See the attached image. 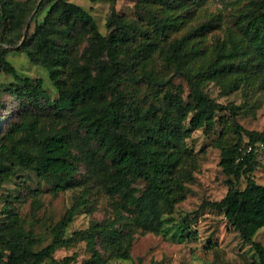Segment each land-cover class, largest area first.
<instances>
[{
    "label": "trees",
    "instance_id": "obj_1",
    "mask_svg": "<svg viewBox=\"0 0 264 264\" xmlns=\"http://www.w3.org/2000/svg\"><path fill=\"white\" fill-rule=\"evenodd\" d=\"M116 1L112 0L106 20L108 31L102 34L91 14L73 2L41 0L33 6L28 1L0 0V27L8 29L1 40L14 46L22 39L17 51L46 69L57 92L52 98L42 80L19 74L6 57L7 49L0 46V70L14 79L8 89L10 104L18 101L19 109V117L11 122L2 123L0 114V189L24 168L50 181L57 193L77 185L84 166L110 196L125 195L139 179L145 192L172 206L184 197L179 174L185 163L184 121L189 115L190 128L209 133L219 120L235 135L227 139L224 129L216 142L228 188L221 199L205 205L223 213L229 228L264 264V246L254 240L264 228V184L253 177L262 165L257 156L264 157V128L244 129L236 121L238 107L215 102L205 89L211 81L223 88L264 87V0L246 3L234 20L239 37L216 44L212 57L203 56L204 50L192 42L193 35L209 29L208 21L169 40L181 15L192 13L191 6L201 0H137L147 14L144 29L119 15ZM153 5L159 10L151 9ZM168 9L179 10L172 14ZM32 12L44 14L23 39ZM10 30L19 31L10 35ZM81 31L86 33L82 58L72 55L73 39ZM136 33L143 35L140 41L135 40ZM176 76L186 81L187 93L173 82ZM225 110L229 114H221ZM68 122L74 123V130ZM75 211L73 205L52 228L51 242L39 250L33 249L38 239L21 229L17 217L6 226L7 232L0 228V264H104L96 237L110 247L109 257L131 258V219L121 217L122 222L93 224L91 231L80 233L88 258L77 263L72 254L56 261L54 252L71 242L65 230Z\"/></svg>",
    "mask_w": 264,
    "mask_h": 264
},
{
    "label": "rangeland",
    "instance_id": "obj_2",
    "mask_svg": "<svg viewBox=\"0 0 264 264\" xmlns=\"http://www.w3.org/2000/svg\"><path fill=\"white\" fill-rule=\"evenodd\" d=\"M16 1H28L35 6L41 0ZM67 1L88 11L97 29L102 34L107 33L106 20L112 0ZM248 1L201 0L199 4L191 6L192 13L181 15L178 20L180 23L175 32L169 35V40L174 37L182 38L191 27L208 21L209 29L193 35L192 42L198 43L204 50L203 56L212 57L216 44L228 42L230 36L235 39L239 37L234 20ZM114 7L119 15L135 26L141 29L147 27V14L137 4V0H117ZM159 7L153 5L151 9L158 11ZM178 10L167 11L175 14ZM43 14L35 15L32 12L26 18L23 31L25 32L28 25L27 32L31 33ZM7 30L0 27V46L7 49L8 61L22 76L32 81L42 80L51 97H56L57 92L46 69L31 63L24 53L17 51L23 40H19L14 46H8L1 40ZM16 31L19 30H10L8 33L17 35ZM85 34V31H81L73 39L75 43L72 55L81 57L86 46ZM142 37L143 35L136 33L134 38L140 41ZM159 65L160 61L157 66ZM173 82L182 85L187 93L188 85L182 77H173ZM13 83V77L0 70L2 123L11 122L14 116L19 117L18 101H13L11 105L8 93ZM205 89L215 102L238 107L236 121L244 129L264 128V87L247 88L241 85L239 88H223L217 82L211 81L206 83ZM221 114L229 112L225 110ZM188 118L189 115L183 123L181 139L185 163L179 171L184 184V197L172 206L166 205L157 195L145 192L144 183L139 179L125 195L110 196L94 182L89 171L82 166L76 178L77 185L54 193L50 181L39 178L31 170L20 168L0 189V228L5 229L17 217L21 229L25 233L31 231L38 239L33 249L39 250L51 242L52 228L76 205V211L65 230V237L71 242L54 252L56 261L72 254H76L77 263L88 258L90 252L80 233L84 235L91 231L93 224L101 227L123 217L127 222L131 219L129 227L134 237L131 258L109 257L107 250L110 247L100 243V237H96V248L101 251L104 264H262L252 246L245 243L236 230L229 228L223 213L205 205L206 201L221 199L228 188L227 177L219 166L220 152L216 145L225 129L224 124L217 120L213 130L206 133L202 128H190ZM67 127L74 130V123L68 122ZM224 134L227 139H235L232 130L225 129ZM227 139L228 145L230 143ZM245 141L244 139L242 144ZM257 150L263 152L262 146H258ZM74 152L77 153V150ZM257 159L262 165L253 172V177L258 183L264 184V157L257 156ZM4 232H7L6 229ZM254 240L264 246V228L257 231Z\"/></svg>",
    "mask_w": 264,
    "mask_h": 264
},
{
    "label": "water",
    "instance_id": "obj_3",
    "mask_svg": "<svg viewBox=\"0 0 264 264\" xmlns=\"http://www.w3.org/2000/svg\"><path fill=\"white\" fill-rule=\"evenodd\" d=\"M27 28H28V25L26 26V30H25L24 35H23V39H24L25 36H26Z\"/></svg>",
    "mask_w": 264,
    "mask_h": 264
}]
</instances>
